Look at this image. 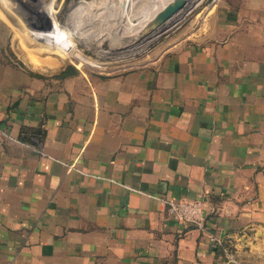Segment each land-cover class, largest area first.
<instances>
[{"label":"crops","instance_id":"crops-1","mask_svg":"<svg viewBox=\"0 0 264 264\" xmlns=\"http://www.w3.org/2000/svg\"><path fill=\"white\" fill-rule=\"evenodd\" d=\"M10 30L0 20V264L264 252V0H218L189 38L117 73L44 75ZM178 197L203 200L221 243L167 211Z\"/></svg>","mask_w":264,"mask_h":264},{"label":"rangeland","instance_id":"rangeland-1","mask_svg":"<svg viewBox=\"0 0 264 264\" xmlns=\"http://www.w3.org/2000/svg\"><path fill=\"white\" fill-rule=\"evenodd\" d=\"M153 1L155 0H0V20L13 30L9 32L13 51L19 63L27 68L44 72L34 66L26 45L15 32H25L36 37L70 60L59 64L54 71H45L44 75L49 76L62 69L67 72L79 70L95 74L117 73L141 66L176 42L189 38L218 0H186L179 11L153 32L143 34V27L150 16L140 23L143 26L135 35V29L132 28L136 25V16H141L142 10L145 11L142 12L144 14L153 7V10H159L170 0L157 4ZM138 5L143 7L139 9ZM125 28L126 32L123 30ZM100 35L103 40H100ZM249 248L245 246L244 253L238 255L234 245L227 244L228 258L232 264H264V252Z\"/></svg>","mask_w":264,"mask_h":264},{"label":"built area","instance_id":"built-area-1","mask_svg":"<svg viewBox=\"0 0 264 264\" xmlns=\"http://www.w3.org/2000/svg\"><path fill=\"white\" fill-rule=\"evenodd\" d=\"M167 211L170 214H174L180 222L189 223L205 231L208 238L214 244L221 243L215 234L207 231L202 199H188L184 197L168 199Z\"/></svg>","mask_w":264,"mask_h":264},{"label":"trees","instance_id":"trees-1","mask_svg":"<svg viewBox=\"0 0 264 264\" xmlns=\"http://www.w3.org/2000/svg\"><path fill=\"white\" fill-rule=\"evenodd\" d=\"M17 35H19L20 39L26 45L30 57L29 59L34 66L41 71H54L56 70L55 67L59 66V64L65 60H69L63 53L57 52L55 49L30 34L21 32ZM22 131L27 132L28 128L23 127Z\"/></svg>","mask_w":264,"mask_h":264},{"label":"water","instance_id":"water-1","mask_svg":"<svg viewBox=\"0 0 264 264\" xmlns=\"http://www.w3.org/2000/svg\"><path fill=\"white\" fill-rule=\"evenodd\" d=\"M186 3V0H170L164 4L154 15L146 22L143 27V34L153 32L170 16L179 11Z\"/></svg>","mask_w":264,"mask_h":264},{"label":"bare ground","instance_id":"bare-ground-1","mask_svg":"<svg viewBox=\"0 0 264 264\" xmlns=\"http://www.w3.org/2000/svg\"><path fill=\"white\" fill-rule=\"evenodd\" d=\"M106 1H107V0H106ZM129 1H130V0H129ZM162 1H163V0H155V1H153V2H155V3L157 4V3L162 2ZM127 2H128V1H127ZM131 2H132V1H131ZM139 2H140V1H139ZM124 3H125V2H124ZM124 3H123V4H124ZM101 4H102V3H101ZM106 4H107V3H106ZM136 4H137V3H136ZM156 4H154V5H156ZM105 6H107V5H105ZM138 6H139V5H138ZM152 6H153V5H152ZM130 7H131V6H130ZM141 7H143V6H141ZM141 7L139 6V9H140ZM88 8H89V7H88ZM90 8H91V7H90ZM121 8H122V6H121ZM146 8L149 9L150 7H149V8H148V7H145V9H146ZM80 9H81V8H80ZM86 9H87V8H86ZM126 9H127V8H126ZM153 9H154V7H153ZM153 9L150 8V11H146L147 13H144V14H142V12H145V11H143V10L141 9V10H142V11L140 10V11H141V16L138 14V15L136 16V18L134 17V18L136 19V25H135L136 27H135V26H134V27L132 26V27H133L132 30L135 29V30L133 31V32H135V33H134L135 35H136L138 32H140V29H141L140 27L143 26V25L140 26V23L144 22L145 19H147L148 17H150V16L152 17V16L154 15V13L157 11V10H153ZM82 10H83V9H82ZM92 10H93V9H92ZM129 10H130V9H129ZM87 11H88V10H87ZM125 11H126V10H125ZM135 12H136V11H135ZM135 12H134V13H135ZM137 12H138V11H137ZM80 13H81V12H80ZM93 13H94V12H93ZM86 14H87V13H86ZM117 14H118V13H117ZM120 15H121V14H120ZM128 15H129V14H128ZM130 15H131V14H130ZM132 15H133V14H132ZM123 16H124V15H123ZM80 17H81V14H80ZM97 17H98V16H97ZM131 17H132V16H131ZM73 18H74V17H73ZM128 18H129V17H128ZM132 18H133V17H132ZM84 19H85V18H84ZM113 20H114V18H113ZM121 20H123V18H121ZM129 20H130V18H129ZM97 21H98V20H97ZM114 21H115V20H114ZM130 21H131V20H130ZM88 22H89V21H88ZM104 22H105V21H104ZM125 22H126V21H125ZM133 22H134V21H133ZM83 23H84V21H83ZM99 23H100V22H99ZM115 23H116V21H115ZM119 23H120V22H119ZM124 24H125V23H124ZM124 24H123V25H124ZM70 25H71V24H70ZM96 25H98V24H96ZM73 26L76 27V25H74V24H73ZM120 26H122V24H120ZM75 27H74V28H75ZM90 27L92 28V26H90ZM93 27H94V26H93ZM116 27H117V26H116ZM126 27H127V26H126ZM80 28H81V27H80ZM85 28H87V27H85ZM88 28H89V27H88ZM96 28H97V26H96ZM102 28H103V27H102ZM128 28H129V27H128ZM130 29H131V28H130ZM130 29H128V31H129ZM66 30H67V29H66ZM123 30L126 32V28L123 29ZM76 31H77V30H76ZM81 31H82V30H81ZM103 31H104V30H103ZM130 31H131V30H130ZM106 32H107V31H106ZM87 33H88V32H87ZM98 33H103V32H98ZM123 33H124V32H123ZM80 34H81V33H80ZM83 34H84V32H83ZM83 34H82V35H83ZM104 34H105V33H104ZM131 34H132V32H130V35H131ZM84 35H85V34H84ZM121 35H122V34H121ZM125 35H126V34H125ZM132 35H133V34H132ZM78 36H79V35H78ZM112 36H113V35H112ZM114 36H115V35H114ZM83 37H84V36H83ZM95 37H96V36H95ZM99 37L101 38V35H100ZM109 37H110V36H109ZM107 38H108V37H107ZM100 40H103V38H101ZM100 40H99V41H100ZM110 40H111V39H110ZM106 42H107V41H106ZM110 42H111V41H110ZM116 42H117V41H116ZM118 42H120V41H118ZM100 43H102V42H99V44H100Z\"/></svg>","mask_w":264,"mask_h":264}]
</instances>
